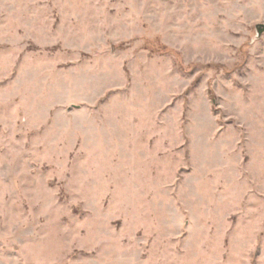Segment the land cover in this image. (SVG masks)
Wrapping results in <instances>:
<instances>
[{
	"label": "rangeland",
	"instance_id": "1",
	"mask_svg": "<svg viewBox=\"0 0 264 264\" xmlns=\"http://www.w3.org/2000/svg\"><path fill=\"white\" fill-rule=\"evenodd\" d=\"M264 0H0V264H264Z\"/></svg>",
	"mask_w": 264,
	"mask_h": 264
},
{
	"label": "water",
	"instance_id": "2",
	"mask_svg": "<svg viewBox=\"0 0 264 264\" xmlns=\"http://www.w3.org/2000/svg\"><path fill=\"white\" fill-rule=\"evenodd\" d=\"M256 32H257V37H261L264 35V23L258 24L256 26Z\"/></svg>",
	"mask_w": 264,
	"mask_h": 264
}]
</instances>
